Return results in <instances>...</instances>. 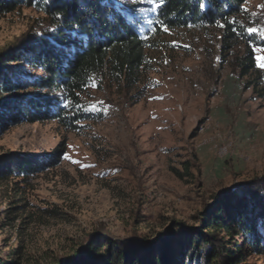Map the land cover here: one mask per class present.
<instances>
[{
  "label": "rangeland",
  "instance_id": "rangeland-1",
  "mask_svg": "<svg viewBox=\"0 0 264 264\" xmlns=\"http://www.w3.org/2000/svg\"><path fill=\"white\" fill-rule=\"evenodd\" d=\"M124 1L135 4L147 28L137 82L94 75L80 105L99 120L75 129L55 120L0 127L3 259L17 250L23 264H59L66 256L84 264L91 239L106 248L101 226L157 256L166 244L206 230L203 211L215 207L217 194L264 181V0H245L228 18L229 31L224 20L158 28L152 0ZM48 26L38 7L0 12V52ZM248 49L255 66L241 76ZM21 66L10 62L6 70L40 73ZM17 154L42 163L26 174L10 172ZM217 235L225 249L242 247L236 264H264V244L245 248L248 239L236 229ZM199 250L191 258L189 250L185 264H219Z\"/></svg>",
  "mask_w": 264,
  "mask_h": 264
},
{
  "label": "trees",
  "instance_id": "trees-1",
  "mask_svg": "<svg viewBox=\"0 0 264 264\" xmlns=\"http://www.w3.org/2000/svg\"><path fill=\"white\" fill-rule=\"evenodd\" d=\"M152 1L156 4L152 19L158 28L195 23L207 25L224 20L227 31L231 27L228 18L240 12L245 2ZM22 5L38 7L46 14L49 26L40 33L21 35L0 52V127L5 123L55 120L68 129H75L84 119L99 120L98 115L82 109L80 93L91 83L93 76L102 71L122 77L130 85L137 82L139 68L145 61V17L137 12L135 4L124 0H0V12H11ZM10 62L20 68L30 65L40 69V73L31 74L17 67L8 72L6 65ZM239 64L241 76L249 73L255 66L253 51L248 49ZM250 84L252 81L247 86ZM41 163L34 155L17 154L9 162L11 168L8 171L26 174ZM254 184L235 192L217 194L215 207L206 205L203 211L206 230L185 235L187 243L180 240L177 246L166 244L157 256L135 239L114 240L101 226L106 233V248L100 247L98 237L91 239L86 247L88 261L84 264H185L187 252L190 250L188 257L191 258L202 246L211 261L236 264L242 260V247L235 244L234 249H225L217 231L231 234L236 229L243 232L248 239L245 248L252 246L258 250L259 245L264 244V197L261 195L264 181L258 185L259 189ZM13 253L14 256L7 259L0 256V264H23L19 252L14 250ZM58 262L81 264L69 256Z\"/></svg>",
  "mask_w": 264,
  "mask_h": 264
}]
</instances>
